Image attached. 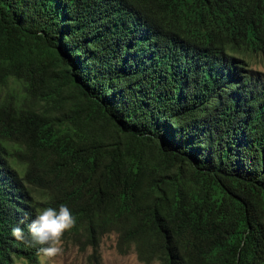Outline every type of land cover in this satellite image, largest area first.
Segmentation results:
<instances>
[{"label":"trees","instance_id":"1","mask_svg":"<svg viewBox=\"0 0 264 264\" xmlns=\"http://www.w3.org/2000/svg\"><path fill=\"white\" fill-rule=\"evenodd\" d=\"M259 58L264 0H0V264L60 205L96 258L264 264Z\"/></svg>","mask_w":264,"mask_h":264},{"label":"clouds","instance_id":"2","mask_svg":"<svg viewBox=\"0 0 264 264\" xmlns=\"http://www.w3.org/2000/svg\"><path fill=\"white\" fill-rule=\"evenodd\" d=\"M75 222L70 209L65 205H60L58 209L53 207L38 208L35 219L27 225L31 240L35 244L41 245L38 255L53 259L62 254L63 235L74 227ZM12 235L16 239L23 240L24 229L15 226L12 229Z\"/></svg>","mask_w":264,"mask_h":264},{"label":"rangeland","instance_id":"3","mask_svg":"<svg viewBox=\"0 0 264 264\" xmlns=\"http://www.w3.org/2000/svg\"><path fill=\"white\" fill-rule=\"evenodd\" d=\"M250 69L264 73V58L254 60L250 64ZM39 102L45 103L43 100H39ZM62 249V254L53 259L39 256L38 262L35 264H142L138 261L133 250H130L126 255L118 253L115 234H108L102 238L97 258L93 256L94 253L90 248H81L72 243L62 242ZM16 264L31 263L20 259Z\"/></svg>","mask_w":264,"mask_h":264}]
</instances>
